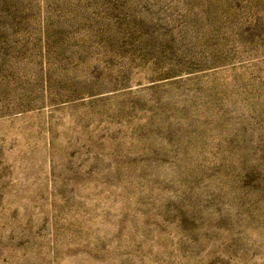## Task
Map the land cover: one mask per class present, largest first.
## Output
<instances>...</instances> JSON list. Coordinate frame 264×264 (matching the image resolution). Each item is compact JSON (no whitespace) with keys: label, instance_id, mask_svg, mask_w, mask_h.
Masks as SVG:
<instances>
[{"label":"rangeland","instance_id":"obj_1","mask_svg":"<svg viewBox=\"0 0 264 264\" xmlns=\"http://www.w3.org/2000/svg\"><path fill=\"white\" fill-rule=\"evenodd\" d=\"M0 264H264V0H0Z\"/></svg>","mask_w":264,"mask_h":264}]
</instances>
